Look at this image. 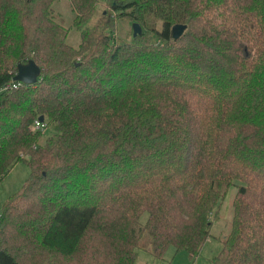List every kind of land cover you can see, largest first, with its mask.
Instances as JSON below:
<instances>
[{"label":"trees","instance_id":"obj_1","mask_svg":"<svg viewBox=\"0 0 264 264\" xmlns=\"http://www.w3.org/2000/svg\"><path fill=\"white\" fill-rule=\"evenodd\" d=\"M54 1L0 0V181L29 168L0 209V264L194 256L230 186L210 263L264 264V0H105L91 27L98 0H68V27ZM119 17L141 34L114 35ZM28 59L36 81L2 90Z\"/></svg>","mask_w":264,"mask_h":264},{"label":"rangeland","instance_id":"obj_2","mask_svg":"<svg viewBox=\"0 0 264 264\" xmlns=\"http://www.w3.org/2000/svg\"><path fill=\"white\" fill-rule=\"evenodd\" d=\"M52 9L60 25L68 27L71 24L73 12L70 9L68 0H55L52 3ZM107 9L108 7L106 6L105 0H98L91 16L85 22V26L91 27L99 23L101 13H105ZM131 24L132 22L125 17L117 18L113 25L114 35L124 41H129L132 38ZM155 27L159 30L160 22H157ZM64 42L72 48H76L79 44V31L75 27L70 26L65 35ZM41 131L43 135L46 136L51 132V128L45 126ZM28 175L29 168L23 161L15 162L12 167H10L0 181V209L5 200L21 187ZM235 188V186H230L226 189L221 201V207L217 212V216L212 220L209 229L210 238L203 244L196 255L189 256L188 253L183 250L175 251L172 247H167L162 258L158 259L153 257L148 249L136 248L135 264H211V257L220 247L219 236L228 228L231 212L230 202L235 193ZM145 218L146 212H143L138 218V223L142 224ZM140 243L149 246V237L144 232L141 234Z\"/></svg>","mask_w":264,"mask_h":264},{"label":"water","instance_id":"obj_3","mask_svg":"<svg viewBox=\"0 0 264 264\" xmlns=\"http://www.w3.org/2000/svg\"><path fill=\"white\" fill-rule=\"evenodd\" d=\"M185 29L183 24H173L170 27L169 33L170 38L176 40L182 31ZM141 34L140 25L137 22H132L131 24V35L132 38ZM39 67L34 63L33 60L28 59L24 63H18L15 67V72L12 76V81H18L21 84H31L34 83L39 75ZM38 120L42 121V116H38Z\"/></svg>","mask_w":264,"mask_h":264},{"label":"built area","instance_id":"obj_4","mask_svg":"<svg viewBox=\"0 0 264 264\" xmlns=\"http://www.w3.org/2000/svg\"><path fill=\"white\" fill-rule=\"evenodd\" d=\"M21 83L18 81H11L8 82L6 84H4L1 89L2 90H9V89H14L17 88ZM32 127L36 130H42L43 128H45V124L44 122L38 120L37 118H35L32 122Z\"/></svg>","mask_w":264,"mask_h":264}]
</instances>
